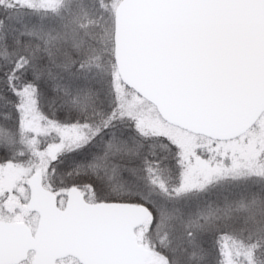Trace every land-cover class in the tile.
Returning a JSON list of instances; mask_svg holds the SVG:
<instances>
[{"label":"snow or ice","instance_id":"6c2138e0","mask_svg":"<svg viewBox=\"0 0 264 264\" xmlns=\"http://www.w3.org/2000/svg\"><path fill=\"white\" fill-rule=\"evenodd\" d=\"M0 264H264V0H0Z\"/></svg>","mask_w":264,"mask_h":264}]
</instances>
